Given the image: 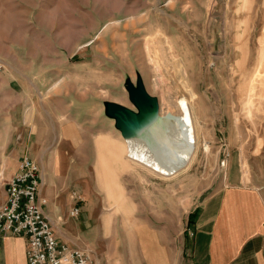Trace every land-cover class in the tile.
Wrapping results in <instances>:
<instances>
[{"label":"rangeland","instance_id":"rangeland-1","mask_svg":"<svg viewBox=\"0 0 264 264\" xmlns=\"http://www.w3.org/2000/svg\"><path fill=\"white\" fill-rule=\"evenodd\" d=\"M148 45L182 60L194 97L173 63L154 87ZM137 73L164 112L185 98L203 126L198 160L171 180L131 165L105 115L106 101L135 109ZM55 154L81 211L71 245L95 264L179 257L194 208L264 167V0H0V207L25 156L43 168Z\"/></svg>","mask_w":264,"mask_h":264},{"label":"crops","instance_id":"crops-1","mask_svg":"<svg viewBox=\"0 0 264 264\" xmlns=\"http://www.w3.org/2000/svg\"><path fill=\"white\" fill-rule=\"evenodd\" d=\"M58 155L48 166H40L44 170L41 194L48 201L45 212L58 239L70 244L83 225L70 216L75 196L58 185ZM4 194L2 205L7 200L6 186ZM183 245L179 257L165 254L163 264H264V167L261 174L252 171L250 177H236L205 197L190 214ZM26 249L24 237L0 234V264H27Z\"/></svg>","mask_w":264,"mask_h":264},{"label":"bare ground","instance_id":"bare-ground-1","mask_svg":"<svg viewBox=\"0 0 264 264\" xmlns=\"http://www.w3.org/2000/svg\"><path fill=\"white\" fill-rule=\"evenodd\" d=\"M146 49H148L150 55L149 61L153 63L152 69L155 78L152 81L155 88H164L163 74L169 70L168 66L173 63L172 67L181 75L182 82L188 90L190 89L187 70L182 60L172 55L163 57L158 53L159 50L152 49L150 45ZM190 92L193 97L196 95L191 89ZM173 100H171V97L166 96L163 101L168 104V110L163 111V103L161 102L159 117L151 123L139 138L125 140L127 143L124 144L128 152L125 158L129 160L131 165L166 180H171L188 171L198 160L201 150L200 135L203 130L194 106L185 98L178 101ZM173 108H177V111H172ZM203 150L206 158L210 153V145L207 142L203 143ZM114 185L112 182L107 183V189L115 191L116 187ZM116 257L117 262H120L119 256L116 255Z\"/></svg>","mask_w":264,"mask_h":264},{"label":"built area","instance_id":"built-area-1","mask_svg":"<svg viewBox=\"0 0 264 264\" xmlns=\"http://www.w3.org/2000/svg\"><path fill=\"white\" fill-rule=\"evenodd\" d=\"M43 185L40 165L25 156L6 184L7 200L0 207V234L25 238L27 264H95L90 250L58 239L45 212L48 201L41 194ZM80 213V208L75 207L70 216Z\"/></svg>","mask_w":264,"mask_h":264},{"label":"water","instance_id":"water-1","mask_svg":"<svg viewBox=\"0 0 264 264\" xmlns=\"http://www.w3.org/2000/svg\"><path fill=\"white\" fill-rule=\"evenodd\" d=\"M125 87L135 109L106 101L104 102L105 115L115 121L116 129L121 132L125 140H132L139 138L159 117L160 102L157 97L147 92L144 80L139 73L135 83L127 77Z\"/></svg>","mask_w":264,"mask_h":264}]
</instances>
